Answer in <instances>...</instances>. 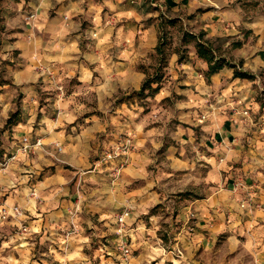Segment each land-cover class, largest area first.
<instances>
[{"label":"clouds","instance_id":"1","mask_svg":"<svg viewBox=\"0 0 264 264\" xmlns=\"http://www.w3.org/2000/svg\"><path fill=\"white\" fill-rule=\"evenodd\" d=\"M0 264H264V0H0Z\"/></svg>","mask_w":264,"mask_h":264},{"label":"crops","instance_id":"2","mask_svg":"<svg viewBox=\"0 0 264 264\" xmlns=\"http://www.w3.org/2000/svg\"><path fill=\"white\" fill-rule=\"evenodd\" d=\"M169 3H171V0H169Z\"/></svg>","mask_w":264,"mask_h":264}]
</instances>
